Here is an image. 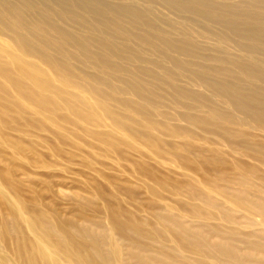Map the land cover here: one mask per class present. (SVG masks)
Segmentation results:
<instances>
[{
	"label": "rangeland",
	"instance_id": "rangeland-1",
	"mask_svg": "<svg viewBox=\"0 0 264 264\" xmlns=\"http://www.w3.org/2000/svg\"><path fill=\"white\" fill-rule=\"evenodd\" d=\"M8 1L29 22L49 29V41L36 39L40 51L60 63V75L70 79L74 93L100 105L90 110L98 126L87 128L123 140L111 148L78 130L79 140L69 127L62 129L65 143L34 128L3 130L0 172L11 185L0 182V189L8 198L14 196L11 187L31 209L41 206L63 219L107 228L103 214L80 207L102 209L95 185L107 194L121 190L135 201L120 196L112 203L142 220L172 214L212 242L229 244L228 232L236 227L234 245L247 251L248 242L259 243L251 262L264 264V215L251 203L239 204L242 198L264 203V121L235 109L243 104L264 114V28L255 24L264 23V0H109L134 1L149 10L137 21L122 13L102 16L68 0ZM183 4L190 8L178 7ZM39 13L49 14L50 24ZM13 30L4 22V39L14 38ZM58 41L62 49L54 46ZM126 103L144 109L158 143L138 135L145 130L143 117ZM4 113L8 120L16 116ZM112 118L133 129L125 136L113 132ZM167 127L184 134L172 137ZM18 149L19 156L13 153ZM188 187L209 196L212 217ZM193 208L203 215L194 217ZM216 261L230 264L222 256Z\"/></svg>",
	"mask_w": 264,
	"mask_h": 264
},
{
	"label": "bare ground",
	"instance_id": "bare-ground-1",
	"mask_svg": "<svg viewBox=\"0 0 264 264\" xmlns=\"http://www.w3.org/2000/svg\"><path fill=\"white\" fill-rule=\"evenodd\" d=\"M68 1L71 6L88 9L102 16L122 13L136 21L142 13L147 14L149 11L143 10L146 8L134 1L123 5H115L109 0ZM178 7L185 11L190 8L186 4ZM26 15L14 2L0 0L1 146L6 142L3 130L16 126L34 128L39 132H52L61 143H65L66 136L62 129L66 127L72 129L73 137H77L75 132L79 130L84 136L111 148L118 145L115 141L123 142L120 138L115 139L112 132L91 131L87 128L98 126L90 110L100 105L72 91L74 85L70 79L60 75V63L42 53L36 41H49L51 32L37 23L29 22ZM39 16L45 23L50 24L49 14L39 13ZM74 18L76 17L70 19ZM4 22H8L14 29V38L10 41L3 37ZM255 24L261 29L264 28L262 21L256 20ZM42 44L47 47L46 43ZM54 44L59 49L64 46L63 41ZM35 56L45 64L46 69L41 68L38 62L32 59ZM53 75L58 76L57 82L53 81ZM126 104L128 111L139 113L143 117L144 123L141 126L145 130L138 131V135L147 143H158L150 133L152 124L144 114V109L131 103ZM235 109L247 118L264 121V114L257 115L247 105H236ZM4 111H11L16 116L8 120ZM132 129L133 126L128 122L112 118L113 132L118 130L125 136ZM166 129L172 137L184 134L177 128ZM54 152L61 155L58 150ZM13 153L19 156L22 150H13ZM0 182L1 185H11L3 172H0ZM94 187L103 202L102 209H91L83 203L80 211L103 214L108 222L107 228L88 220L89 223L84 225L78 221L63 219L61 214L44 211L41 206L31 209L11 187H8V191L14 194L12 199L8 198L5 190L0 189V264H224L222 261H216L220 256L230 264H257L251 261L256 258L253 250L258 249L260 244L248 242L249 249L241 251L234 245L236 227V230L231 229L228 232L232 237V244L212 242L202 231L192 230L186 222L172 214L165 217L153 216V219L146 221L137 218L135 214L132 215L128 210L123 212L121 204L112 202L118 201L120 196L135 201L133 194L123 193L121 190L107 194L96 185ZM188 189L190 195L209 207L208 215L212 217L209 196L204 195L205 193L196 194L191 187ZM150 193L159 196L154 189H151ZM247 203H251L258 213L264 215V203L239 199L242 207L245 208ZM136 207L137 210L143 211L142 207ZM2 211L4 214H1ZM192 214L194 217L203 215L197 208L192 209Z\"/></svg>",
	"mask_w": 264,
	"mask_h": 264
}]
</instances>
